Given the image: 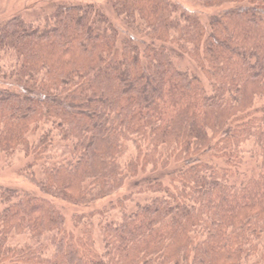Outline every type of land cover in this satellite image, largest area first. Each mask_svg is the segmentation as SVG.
Wrapping results in <instances>:
<instances>
[{"label":"trees","instance_id":"1","mask_svg":"<svg viewBox=\"0 0 264 264\" xmlns=\"http://www.w3.org/2000/svg\"><path fill=\"white\" fill-rule=\"evenodd\" d=\"M196 1L229 6L204 18L108 0L119 27L96 3L61 2L42 24H0V159L24 151L38 189L0 185V264H249L264 250V0ZM245 152L256 171L233 182ZM172 160L167 181L67 228L54 198L91 204Z\"/></svg>","mask_w":264,"mask_h":264},{"label":"rangeland","instance_id":"2","mask_svg":"<svg viewBox=\"0 0 264 264\" xmlns=\"http://www.w3.org/2000/svg\"><path fill=\"white\" fill-rule=\"evenodd\" d=\"M173 1L179 3L183 7H186L190 10L200 12L204 18H207L212 14L218 13L229 6V5H225L222 7L207 8L202 4H200L199 2H197L196 0H173ZM61 2L96 3L97 5L102 7L103 10H105V12L119 27H122L121 20L116 15H114L112 9L109 6L108 0H0V24L18 15L22 16L24 19L28 21H33L38 24H42L45 21L46 15L55 7V5ZM128 33L130 35H133L134 38L136 37L137 39L139 38L138 35L135 33L132 32H128ZM175 49L176 48H174V50ZM177 52H179L178 49ZM9 56L10 54L4 57L9 58ZM176 62L178 63V65L182 67L192 68V70L195 69V65L192 62H190L189 59L184 55L177 58ZM0 64H3V62H0ZM2 69L3 67H0V86H4V84L7 82V80L3 79ZM41 132L42 130L38 132V135ZM31 139H33V136L31 137ZM245 148H249V145L247 144ZM132 155L134 154L132 153L128 155V157H131ZM244 155H246L247 160H245V162L239 168L236 169L234 168L233 177L231 178L233 182L239 183L256 171L254 160L250 158L248 152H245ZM30 160H31L30 156H27L24 151H20V150L10 155L3 154L2 158L0 159V185L38 192L36 185L26 177V172H25L26 165ZM170 166L171 167L170 169H168V172L164 170L161 171V168L154 171L150 169V167H148L144 171H141L139 175L135 176V178H130L129 180H127L125 186L119 191L113 193L109 198H103L102 200L96 201L91 204H86V205L73 204L58 198H54V201L61 208V210H63V213L66 216L67 228L77 231L76 215L89 214L91 211L95 209H100L105 205H109L111 201H113V199L116 198L117 196H123L126 193H129L131 191L134 192L135 190H138L139 188H141L139 184L144 183V179L146 181L148 180V178L151 179L155 177H161V178H165V180L167 181L169 177V175L167 176V174L170 171L172 172L173 170H179V167L181 165H179V162H175L174 160H172ZM36 171L38 173V177H42V172L39 167H36ZM137 197L139 200H142L146 197V195L139 194ZM131 207H133L132 204ZM109 210L110 209H108L106 213L110 218L117 216L119 214L117 210L114 209H111L110 211ZM95 237L97 240L96 242L97 247L101 248L102 244L100 243L102 237L100 230L96 231ZM249 264H264V250H262L259 254H257L254 260H252Z\"/></svg>","mask_w":264,"mask_h":264}]
</instances>
